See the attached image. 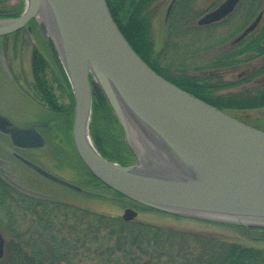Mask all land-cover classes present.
<instances>
[{"label":"water","instance_id":"95a60500","mask_svg":"<svg viewBox=\"0 0 264 264\" xmlns=\"http://www.w3.org/2000/svg\"><path fill=\"white\" fill-rule=\"evenodd\" d=\"M241 0H224L197 21L210 25L232 14ZM177 0H172L167 17ZM50 14L56 35H49L74 96L72 137L87 169L103 184L148 208L207 221L244 227H264V131L252 127L156 73L132 48L112 17L106 0H27L19 16L0 18V37L14 34L35 21L44 35L46 24L38 18ZM260 14L236 39L255 30ZM29 29L31 26H28ZM93 85L98 86L116 116L127 146L137 160L123 166L103 157L90 137ZM123 103V104H122ZM145 133L171 152L183 172L138 170L140 151L133 142L126 111ZM0 115V131L20 147L44 143L34 128L10 127ZM2 160L0 159V163ZM46 177L80 189L30 161ZM0 175L18 189L20 185L0 166ZM138 212L127 208L122 216L132 221ZM5 238L0 232V259Z\"/></svg>","mask_w":264,"mask_h":264},{"label":"trees","instance_id":"16d2710c","mask_svg":"<svg viewBox=\"0 0 264 264\" xmlns=\"http://www.w3.org/2000/svg\"><path fill=\"white\" fill-rule=\"evenodd\" d=\"M106 1L126 40L157 73L225 112L264 109V86L228 95L215 93L224 87L251 82L260 70L231 83H211L209 80L212 77L182 73L178 77H172L159 69L153 57L154 41L150 18L160 0ZM182 1L178 0L175 12L181 8L179 6ZM244 2L246 0L241 4ZM262 3L263 0H250L247 13L255 16ZM226 22L225 20L210 27L221 26ZM262 56L264 20L244 41L233 44L227 51L208 59L206 66L215 70L233 68ZM32 59L36 94L53 110L60 111L56 108L57 97L47 78L48 60L36 47L33 49ZM97 89L94 91L91 125L94 143L107 159L124 166L130 165L134 159L133 154L121 137L113 132L111 124L117 122L116 117L105 95ZM73 106L72 98L70 106L63 110L68 112L70 123ZM90 175L98 185L109 189L91 173ZM226 226L241 228L253 238L264 239L262 227ZM0 230L9 238L0 264H264L263 248L228 241L207 232L180 230L137 220L124 221L119 216L57 199L32 196L17 190L1 176Z\"/></svg>","mask_w":264,"mask_h":264},{"label":"rangeland","instance_id":"374dc122","mask_svg":"<svg viewBox=\"0 0 264 264\" xmlns=\"http://www.w3.org/2000/svg\"><path fill=\"white\" fill-rule=\"evenodd\" d=\"M223 1L183 0L179 6L181 8L176 12L174 11L170 17H167V9L172 0L159 1L154 7L150 24L151 35L154 41L153 57L161 71L172 77H178L182 73V75H199L205 78L212 77L209 80L211 83H231L242 80L245 76L253 75L261 67L264 69V57L233 68L215 70L206 66L208 59L224 52L225 50L222 49L228 46L257 16L252 17L251 13H247L250 0H246L226 20L227 22L221 26H214L212 28L197 24V20L201 16L217 7ZM1 2L3 6L0 5V8L5 12H13L14 9H21V6L24 7L26 5V0H1ZM260 11L264 12V0ZM41 37L42 39L25 30L20 34L11 35L9 37V45L5 52L3 55L0 53V61L7 71L6 74L9 76L6 78L11 79V84L9 85L5 80V72L0 75V110L6 114L12 111L10 114L16 116L19 119L18 123L23 125H27L35 114L41 115V118L45 120L49 119L48 114H50V111H46V107L41 113H39L40 111L37 113L36 108L41 110V107L36 104L40 99L36 92L31 89V84L35 83L32 68V55L35 47L48 59V80L53 85L56 94H60V101L66 103L68 101L67 98L62 99L61 92L65 93L63 90L65 88H62L61 85L63 83L57 76V72L59 73L63 70L60 58L57 53L55 55L52 45L49 42V35H43ZM259 82H262V85H259ZM261 86H264V70L258 73L256 77H253L251 82H244L234 87H224L215 93L218 95H228L230 93L241 92L247 88H258ZM93 87L95 90H98L96 85H93ZM5 89H8L10 93V102L6 96ZM227 113L241 121L264 129V109L229 110ZM59 117L51 122V125L55 127L54 132L58 133L59 139L62 137L61 133H59L60 129H62L63 138L67 141V137L64 135L66 131L64 128L65 122L61 121ZM111 127L114 129L113 132L124 141V136L117 122H112ZM91 134L90 137L93 140ZM53 138L45 148L43 153L44 158L41 160V164L50 173L81 187L82 191L74 190L40 176L30 168H23L20 164L17 166L14 165L17 171L14 176H17V173L23 171V173H20V179L24 184L18 182L29 190L50 196L64 203L113 216L122 217L126 208H133L138 211L137 221L180 230L207 232L228 241L264 249V239L253 238L248 235L247 231L241 228L226 226L232 224L219 221H210L215 223H209L201 219L183 216L178 217L133 204L126 198L116 195L113 191L98 185L76 157L74 151H68L69 149L66 148L64 152L56 145L59 139L54 140ZM9 143L10 141L7 136L0 133V154H3L7 158L10 154L8 155V152L3 147L10 148ZM136 161V159H133L131 164H136ZM260 222L264 223V221ZM2 233L4 234V232ZM5 237L7 243L9 238L6 235Z\"/></svg>","mask_w":264,"mask_h":264},{"label":"flooded vegetation","instance_id":"af4514ba","mask_svg":"<svg viewBox=\"0 0 264 264\" xmlns=\"http://www.w3.org/2000/svg\"><path fill=\"white\" fill-rule=\"evenodd\" d=\"M0 5L3 6L1 0H0ZM16 9H14L13 12H5V11H3L0 8V16L5 17V16H9L11 14H15V13L18 12L17 11L18 9L17 10ZM4 10H6V9H4ZM263 15H264V13H263ZM30 25H31V28L30 29H29V27H26L25 29H23V30H21V31H19V32L13 34V35L20 34L22 31L25 30L26 32L31 33V34H34V35H36V37H39V38L42 39L41 36H43V35L41 34V31L38 28V26L36 25V23L34 21H32L30 23ZM9 37L10 36L2 37V40H0V53L2 55H3V53L6 50V48L9 45V42H10ZM245 39L246 38H243L242 40H239V41H235V38H234L231 41V43L228 46H226L224 49H222V50L227 51L229 48L232 47L233 42L240 43V42L244 41ZM263 57L264 56L257 57L256 59L258 60V59L263 58ZM168 70H169V68H168ZM259 70L262 71L264 69L261 67V68H259ZM3 72H5V74H6L7 71L4 69L3 64L0 61V75ZM57 74H58L57 75L58 78L63 83V86L64 87L62 86V88H65V89H63L65 91V93H62L61 92L62 99L67 98L68 101H67V103L66 102H61L60 101V97H59L60 94H56L55 89H54L53 85L51 84L52 87H53V91L55 93V96L57 97L56 108L58 110H60V111L53 110L49 105L45 104L44 101H42V100H39L36 103V104L39 105V107H41V110L38 109V108H36L37 113L39 111H40L39 113H41L43 111V109H45V107L47 109L46 111H48V112L50 111V114H48L49 115V119L48 120H45V119L41 118V115L39 116V115H36L35 114L33 116V118L31 120H29V122L27 123V125H23V124L18 123L19 122V119L16 116H13L12 114H10V113H12V111H10L9 114H6L5 112L3 113L0 110V115H2L3 117H5L6 119H8L10 121V123H11V126H16V127H21V128H32L33 127V128H35L40 133V135L44 139V143L41 146H37V147H20V146H17V145H15L13 143L10 134L0 132V133L4 134L5 136H7V138L10 141V143H9L10 148L3 147L4 150L6 152H8V155L9 154L10 155L7 158L3 154H0V159L2 160V162L0 163V166H2L5 170H7L8 172H10L11 174H13L14 179H16L17 181L21 182L22 184H24V183L20 179V176H21L20 173H23V171H20L19 173H17V176H14V175H16L15 172H17L14 165L17 166L18 164H20L23 168H25V167L26 168H30L31 170L35 171L40 176L45 177L39 171H37L34 167H32L31 165H29L28 163H26L25 160L30 161L34 165H36V166L42 168L43 170H46V171L49 172V170H47L46 167L41 164V160L44 158V154L43 153L45 151L46 146H48L49 141L52 139V137H54L53 138L54 140H58L59 139L58 138L59 137L58 133L57 132H54L55 131V127H53V125H51V122H53L54 120H56L59 116H60L59 118L61 119V121H64L65 122L64 128H65L66 131H65V134L64 135H66L67 141L63 138L64 137L63 134H62L63 132H62V129H60V132L59 131L58 132L61 133L62 137H60V139L57 141V144L56 145H58V147L60 149H62L64 152H65V149L66 148L69 149L68 151H74V154L78 158V155H77L76 150L74 149V145H73V139H72V123H70L69 117L67 116V113L68 112H63V110L65 108L67 109L68 106H70V104L72 102L73 94H72L71 89L67 85V79H66L64 73L61 71L59 73L57 72ZM7 76L8 75L6 74L5 75V80L10 85L11 84V81H10L11 79L6 78ZM11 78H13V77L11 76ZM47 78H48V76H47ZM0 81H1V78H0ZM259 85H262V82H259ZM31 89H32V91L36 92L35 89H34V84H31ZM5 91H6V96L8 97V101L10 102L11 101V99H9L10 98V93H9L8 89L7 90L5 89ZM71 96H72V98H71ZM45 178H47V177H45ZM78 191H82V188L80 190H78Z\"/></svg>","mask_w":264,"mask_h":264},{"label":"bare ground","instance_id":"6f19581e","mask_svg":"<svg viewBox=\"0 0 264 264\" xmlns=\"http://www.w3.org/2000/svg\"><path fill=\"white\" fill-rule=\"evenodd\" d=\"M38 18L47 26L48 35H56L50 14L41 11ZM123 104V103H122ZM126 115L132 129L133 142L140 151V164L138 170L183 172L181 166L171 158V152L163 145L153 141L143 130L138 119L127 109Z\"/></svg>","mask_w":264,"mask_h":264}]
</instances>
